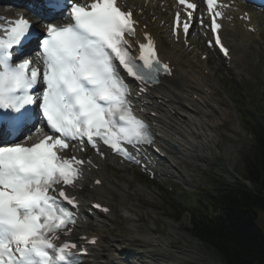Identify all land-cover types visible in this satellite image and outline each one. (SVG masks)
<instances>
[{
    "label": "snow or ice",
    "instance_id": "obj_1",
    "mask_svg": "<svg viewBox=\"0 0 264 264\" xmlns=\"http://www.w3.org/2000/svg\"><path fill=\"white\" fill-rule=\"evenodd\" d=\"M179 2L186 4L182 22L176 14L185 35L193 21L205 26L203 15H194L196 3ZM206 4V26L227 54L218 34L223 15L219 9L226 6L218 0ZM31 10L47 21L43 30L23 17L0 28V139L7 138L0 146V264H73L67 250L76 246L58 247L48 236L73 222L58 201L75 206L64 186L73 185L78 169L58 153L68 148L66 141L83 144L87 138L100 155L102 143L133 161L129 147L140 151L154 141L146 123L133 114L121 68L146 83L171 69L157 58L150 39L139 45L142 63H137L125 39L126 34L135 35L136 21L118 0H40ZM57 19L69 22L60 25L53 22ZM32 40L43 69L23 58V47ZM37 118L42 121L39 128ZM44 127L51 134L27 144Z\"/></svg>",
    "mask_w": 264,
    "mask_h": 264
},
{
    "label": "rangeland",
    "instance_id": "obj_2",
    "mask_svg": "<svg viewBox=\"0 0 264 264\" xmlns=\"http://www.w3.org/2000/svg\"><path fill=\"white\" fill-rule=\"evenodd\" d=\"M149 7L151 8L150 4ZM262 22L264 23V19ZM235 53L236 61L231 71L227 70L217 57L208 60L210 67L217 69V77L225 83L227 90L235 96V100L227 97L220 88V97L215 101H208V105L202 104L206 115L204 118L215 122L209 124L211 131L203 127L208 131L205 130L202 141L194 149L195 157L189 158V164L186 165L192 164L193 167L185 168V163L182 162L183 173L186 176L179 178L178 183H183L192 175L189 181H186L188 187L201 183L207 186L214 182L216 176L229 184H235L240 178L244 179V156L252 144V138L239 118L237 105L242 103L250 106L252 100L253 104L257 105V100L254 99H257L259 94L264 95V31L259 39H254L242 47L236 46ZM235 79L240 80V83H237L245 91L244 95L235 91ZM202 97L205 100V96ZM120 177L130 184L131 196L122 194L115 185L106 186L96 193L98 198L112 203L116 209L117 214L112 218L113 232L127 234L130 240H136L135 244L141 246L142 242L150 243L154 237H158L157 239L164 243V245L159 243L160 245L155 247L160 263L222 264L215 253L209 251L189 232L191 226L185 215H188L190 210L171 212L174 220L170 219L167 216L169 214L164 212V199L162 201L159 198L160 192L156 187L144 181L143 185L135 184L130 180L131 175ZM128 211L135 215L128 219L126 217L129 215ZM259 223L264 228V214L260 216Z\"/></svg>",
    "mask_w": 264,
    "mask_h": 264
},
{
    "label": "trees",
    "instance_id": "obj_3",
    "mask_svg": "<svg viewBox=\"0 0 264 264\" xmlns=\"http://www.w3.org/2000/svg\"><path fill=\"white\" fill-rule=\"evenodd\" d=\"M253 143L244 157L247 178L256 192L244 184L225 186L218 182L202 198L203 212L193 219L192 233L221 252L229 264H264V240L257 214L264 210V120L242 113Z\"/></svg>",
    "mask_w": 264,
    "mask_h": 264
},
{
    "label": "bare ground",
    "instance_id": "obj_4",
    "mask_svg": "<svg viewBox=\"0 0 264 264\" xmlns=\"http://www.w3.org/2000/svg\"><path fill=\"white\" fill-rule=\"evenodd\" d=\"M124 1V0H123ZM129 3H132L135 5L136 2H139V0H128ZM159 0H151L150 6L152 12H156L155 7L157 6ZM165 6H168V3H166ZM153 7V8H152ZM157 14H160L161 17H164L161 13L158 11ZM156 23L152 25V27H156ZM174 49L169 53H162L165 57L172 58L174 62L177 63L178 75L183 74V79L181 80V88L178 87L175 89L173 86H171L169 89H167L166 94L160 99L164 102L163 105L159 106V109L161 110L159 112V121L160 124L165 127V135L161 139L162 144H164L167 148L168 145H177L181 151L188 152L189 156L188 159L191 157H194V149L193 144L195 141V138L193 135H196V132L203 128V126L208 127V130L211 126L209 124H214L215 121L204 119L202 118L199 122V127L196 125L197 128L191 127L193 124L192 122H196L197 118L194 117L192 112H198V115H201V110L199 109V103L200 100H204L202 96H204L205 93H202L201 90V82L198 81L194 74H189V69H185L183 65L179 63V60L182 58V47L173 43ZM180 50V52H179ZM179 53H178V52ZM189 62V61H187ZM193 73V72H192ZM193 91V92H192ZM192 92V94L190 93ZM199 94L200 97L199 101H195L193 98V95ZM168 107L170 110L165 109ZM202 108V106H201ZM168 129V130H167ZM197 130L196 132H193ZM211 133V132H210ZM183 152V156L185 153ZM189 164V162H186V165ZM92 196V195H91ZM97 234V233H96ZM99 235V234H98ZM104 251V250H103ZM100 264H113L112 260L109 259V255L102 256V259L99 261Z\"/></svg>",
    "mask_w": 264,
    "mask_h": 264
}]
</instances>
